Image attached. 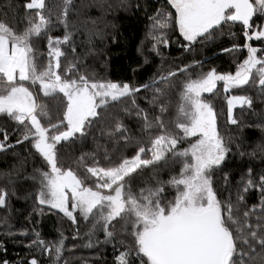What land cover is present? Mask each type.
<instances>
[{
  "label": "snow or ice",
  "instance_id": "snow-or-ice-1",
  "mask_svg": "<svg viewBox=\"0 0 264 264\" xmlns=\"http://www.w3.org/2000/svg\"><path fill=\"white\" fill-rule=\"evenodd\" d=\"M74 10V0L0 9V153L33 164L0 177L4 234L29 238L18 264H75L65 222L74 241L85 226L82 247L110 245L112 264H264V160L253 166L239 142L245 127L264 132V0H164L149 17L161 65L138 84L86 62L96 53L78 51ZM224 39L234 70L204 71L198 54ZM173 43L181 56L168 60ZM13 200L29 203L31 228L8 224ZM45 215L58 217L55 241L39 230Z\"/></svg>",
  "mask_w": 264,
  "mask_h": 264
},
{
  "label": "trees",
  "instance_id": "trees-1",
  "mask_svg": "<svg viewBox=\"0 0 264 264\" xmlns=\"http://www.w3.org/2000/svg\"><path fill=\"white\" fill-rule=\"evenodd\" d=\"M19 5L24 0H15ZM53 12L60 11L62 0H46ZM164 4V0H74L75 10L71 13L69 20L80 27L76 34L78 51L82 49V54L92 49L96 54L88 55L86 62L94 67L99 75L113 82L130 81L132 83H142L147 81L161 65V60L151 51L152 39L149 35L151 22L149 17ZM125 6V7H124ZM5 7V0H0V9ZM173 11L172 9H168ZM0 19H3L0 16ZM8 19H12V12H9ZM63 28L55 30L52 35H62ZM93 43L88 44V35ZM175 36L172 37L175 40ZM230 46L227 39L218 41L203 49L202 54L197 58L205 61L203 70L216 67L219 71L234 70L231 68V59L226 54H220L219 50ZM43 50V44L38 45ZM163 55L168 60H173L181 56L178 46L170 44L169 48L162 49ZM135 70V71H134ZM238 112L239 109L234 110ZM254 118L249 117L251 123ZM224 117L221 116V122ZM231 134L236 136V130L231 129ZM243 151L252 155L253 166L259 167L260 161L264 160V132L255 127H245L240 133ZM14 140L15 137H12ZM17 152L24 150L17 146ZM248 156L245 157V160ZM24 165V170L31 171L32 161L25 160V156L15 155L12 151L0 153V177L6 173L15 176L14 169ZM241 166V161L233 155L228 163V168L237 169ZM22 170V172L24 171ZM227 170V169H226ZM167 177L165 176V179ZM254 200L255 198H251ZM12 207L19 212L13 211L8 220V224L14 226V231L31 228L25 224V217L28 215L29 203L22 200H13ZM8 215L0 209V244L6 247V253L0 251V261L7 260L9 264H18V261L30 258V254L25 245L29 243V238L17 236L14 240L8 238L4 233L7 225L4 217ZM57 219L53 215H45L39 224V230L46 241H55L58 237ZM67 237L65 242L66 251L73 244L76 249L73 255L65 256V259L75 262V264H112L113 251L111 246H97L92 249L84 248L86 244L84 233L86 228L81 224L80 232L83 237L80 240H72L71 230L67 222L61 225ZM103 239V236H100ZM32 255H39L38 252ZM45 264L48 260L45 258Z\"/></svg>",
  "mask_w": 264,
  "mask_h": 264
},
{
  "label": "rangeland",
  "instance_id": "rangeland-1",
  "mask_svg": "<svg viewBox=\"0 0 264 264\" xmlns=\"http://www.w3.org/2000/svg\"><path fill=\"white\" fill-rule=\"evenodd\" d=\"M125 7V6H124ZM254 46H259L258 45V42H254ZM80 52H81V54L83 53L82 52V49H80ZM85 240H86V243H88V239H87V237L85 236Z\"/></svg>",
  "mask_w": 264,
  "mask_h": 264
}]
</instances>
